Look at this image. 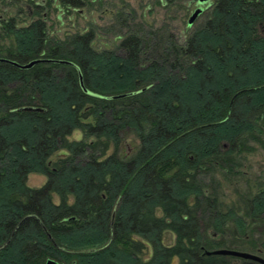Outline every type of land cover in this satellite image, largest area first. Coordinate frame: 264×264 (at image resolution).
Instances as JSON below:
<instances>
[{
    "label": "trees",
    "instance_id": "obj_1",
    "mask_svg": "<svg viewBox=\"0 0 264 264\" xmlns=\"http://www.w3.org/2000/svg\"><path fill=\"white\" fill-rule=\"evenodd\" d=\"M54 1L0 0V264H259L205 251L264 257V181L221 200L264 149V0H210L182 39L119 8L102 50L49 31Z\"/></svg>",
    "mask_w": 264,
    "mask_h": 264
},
{
    "label": "rangeland",
    "instance_id": "obj_2",
    "mask_svg": "<svg viewBox=\"0 0 264 264\" xmlns=\"http://www.w3.org/2000/svg\"><path fill=\"white\" fill-rule=\"evenodd\" d=\"M94 1L92 7L85 5L80 8H64L55 0L52 3L51 9L45 18L49 27V31L59 37H63L67 33L82 32L94 27L96 30L93 46L98 49H113L120 41V36L116 33L120 30L121 33L127 30L126 26L115 28L118 31H109L115 22V16L119 8H126L125 12L129 13L130 9L135 12L134 22H141L145 27L159 28L162 25L168 26L179 38H184L185 34L190 32L193 27L201 22V16H197L191 25H188V20L192 13L197 8L205 9L210 0H180L178 3L170 5L166 4V0H100L101 6L98 5V0ZM128 4V8L125 6ZM7 7V6H6ZM0 18L5 16V7L1 5ZM8 11H12L10 15H15L18 7H8ZM26 9H23L24 20L19 22V25L27 24L31 18L25 14ZM8 16V15H7ZM132 24V21H127ZM81 132L74 130L71 134V139H79ZM135 137L133 134H128L122 143L121 154L127 155L135 146ZM255 149L251 153H247L241 159L242 175L238 176L236 181L222 182L223 195L221 200L225 204L238 202L240 196L247 191L248 184H256L264 181V149L255 145ZM52 157V159H54ZM46 177L38 173H30L27 176L26 184L29 187H40L45 182ZM170 242V235H167Z\"/></svg>",
    "mask_w": 264,
    "mask_h": 264
},
{
    "label": "water",
    "instance_id": "obj_3",
    "mask_svg": "<svg viewBox=\"0 0 264 264\" xmlns=\"http://www.w3.org/2000/svg\"><path fill=\"white\" fill-rule=\"evenodd\" d=\"M200 1H202V0H200ZM201 11H202L201 8L195 9V11L192 13V15L190 16V18L188 20L189 25H191L194 22V20L197 18V16L199 15V13ZM0 60L2 61L4 59H0ZM42 61H44V60L36 59V60L30 61L29 63L23 64V65H19L15 62H14V64L18 67H21V68H29L33 64L38 63V62H42ZM205 254L206 255L233 256V257H238V258H242V259H246V260H252V261H255L259 264H264V257L263 256L259 255L258 253H252V252H248V251L228 249V248H219V249H214V250H207V251H205ZM44 264H61V263H59L53 259H47Z\"/></svg>",
    "mask_w": 264,
    "mask_h": 264
}]
</instances>
